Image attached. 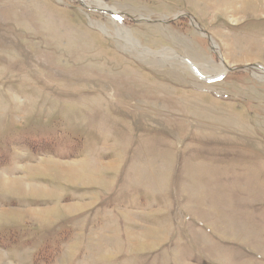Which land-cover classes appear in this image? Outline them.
Returning a JSON list of instances; mask_svg holds the SVG:
<instances>
[{
    "label": "rangeland",
    "instance_id": "374dc122",
    "mask_svg": "<svg viewBox=\"0 0 264 264\" xmlns=\"http://www.w3.org/2000/svg\"><path fill=\"white\" fill-rule=\"evenodd\" d=\"M103 2L0 0V264H264V0Z\"/></svg>",
    "mask_w": 264,
    "mask_h": 264
},
{
    "label": "bare ground",
    "instance_id": "6f19581e",
    "mask_svg": "<svg viewBox=\"0 0 264 264\" xmlns=\"http://www.w3.org/2000/svg\"><path fill=\"white\" fill-rule=\"evenodd\" d=\"M84 6H88L86 4V0H79ZM93 4L96 5L98 10H102L103 12H107L110 13V15H116L118 14V12L116 11V9L114 7H110L108 6L105 2H103V0H92ZM119 31H121V35L125 38H127V40L130 41V34H128V32H126V30H121L119 29ZM130 43L132 44V41H130ZM186 56H180L181 60L179 59L178 56H176L175 54H173L171 51L169 50H161V51H156L155 52V56L161 57V58H171V59H176L175 60V65L177 66L178 70H182L186 73L191 72V74H197L199 76H204L207 75V78L212 79V77L210 76V74H214V79H216L217 77L221 76L222 74L225 73V68L223 67V63L221 64H209L207 62H204L203 60L200 61L198 59H195L194 57H192V55H190L187 50L185 51ZM260 79L263 78V76H259Z\"/></svg>",
    "mask_w": 264,
    "mask_h": 264
},
{
    "label": "crops",
    "instance_id": "0c3cea01",
    "mask_svg": "<svg viewBox=\"0 0 264 264\" xmlns=\"http://www.w3.org/2000/svg\"><path fill=\"white\" fill-rule=\"evenodd\" d=\"M0 175H2V174H0ZM3 176V175H2Z\"/></svg>",
    "mask_w": 264,
    "mask_h": 264
}]
</instances>
